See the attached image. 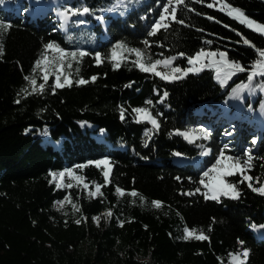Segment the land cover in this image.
Returning a JSON list of instances; mask_svg holds the SVG:
<instances>
[{
    "label": "trees",
    "instance_id": "trees-1",
    "mask_svg": "<svg viewBox=\"0 0 264 264\" xmlns=\"http://www.w3.org/2000/svg\"><path fill=\"white\" fill-rule=\"evenodd\" d=\"M211 2L185 0L177 10L185 23L172 22L149 36L166 0H0V21L11 25L0 30V264H232V255L245 249V264H264V237L251 231L252 225H264V195L252 191L248 181L239 183L241 176L226 177L238 184L239 199H205L200 184L224 148L223 128L209 126L208 114L195 110L225 104L230 86L248 81L249 72L237 73L224 86L212 67L169 81L142 71L131 51L139 50L145 63L176 57L173 64L181 69L201 49L222 51L250 69L258 54L243 38L264 49V35L219 11V5L208 8ZM225 2L264 24V0ZM85 7L88 13L73 14ZM57 11L70 14L63 27ZM100 15L104 28L96 21ZM52 42L66 53H87L65 58L61 79L67 75L72 84L54 91L55 63L47 82L43 66L36 67L44 55L49 61L59 56L45 53ZM119 43L125 47L117 49L120 66L115 68L112 51ZM26 76L35 78V92ZM81 78L89 82L78 84ZM263 79L257 76L250 87ZM261 100L260 95L252 99ZM140 108L158 128L136 119L134 109ZM202 124L208 139L190 143L177 133ZM199 144L207 154L193 163ZM177 153L185 160H176ZM251 156L245 174L260 187L264 130ZM102 159L111 169L107 183L105 166L95 164ZM68 169L88 190L80 183L55 186L51 174ZM98 184L102 194L90 196ZM132 191L138 195L131 196ZM66 197L71 203L55 205ZM153 201L162 206L154 207ZM108 211L111 217L103 215ZM98 216L99 224L93 219ZM186 228L203 230L209 239L186 240Z\"/></svg>",
    "mask_w": 264,
    "mask_h": 264
},
{
    "label": "snow or ice",
    "instance_id": "snow-or-ice-1",
    "mask_svg": "<svg viewBox=\"0 0 264 264\" xmlns=\"http://www.w3.org/2000/svg\"><path fill=\"white\" fill-rule=\"evenodd\" d=\"M196 2L201 3L203 0H196ZM185 4V0H166V3L163 4L162 12L159 14V18L153 23L150 32L148 33L149 36L156 35L157 32H159L161 29H168L171 26L172 22L184 24L185 22L183 20H178L177 18V10L178 7ZM219 5V11L225 12L228 16L232 17L233 19L239 21V23L246 25L248 28L252 29L253 31H256L260 33L261 35H264V24L258 23L257 21L249 18L243 10L240 8L234 7L229 3H226L225 0H212L211 3L207 4L208 8H213ZM191 10V9H189ZM89 9L87 7L83 8L81 10H76L73 12V14H84L88 13ZM61 18L65 21V23L68 20V16L65 13L61 14ZM208 19H213V17H208ZM11 25L7 24L5 22L0 21V30L6 31ZM64 25L62 24L61 27ZM227 27V25H225ZM145 44H148V41L146 40L144 42ZM208 43H211V41H208ZM243 43L245 45H249L250 47L255 48L256 53L258 54V59L255 60V62L251 65L250 69L245 68L243 65H241L239 62L230 60L228 58L227 52L222 51H205L204 49H201L200 51L196 52L195 55L188 57V64L191 65V67L187 69H181L180 67H172L173 61L176 59V57H171L167 59H157L154 62L151 63H145L142 59V53L139 50L133 49L131 51H134L137 56L136 64L137 66L144 72H152L155 75L159 76L161 79L164 80H177L181 79L184 76H186L190 72H199L202 71L204 68L212 67L215 69L216 72V79L220 82L221 86H224L228 80H230L234 75L241 72H249L247 76L248 83L247 84H239L236 86V88L233 89V96L239 97L240 92L244 88H249L252 81L257 77H264V49L257 48L254 44L251 43L246 38H243ZM45 53H47L49 50H52L54 52L59 53L58 57H54L53 61H49L47 55H44L42 59L38 60L36 62V67L41 68L43 71V80L47 82L49 78V68L52 66L53 63H55V67L52 68V71L55 73V84L53 87V91L56 88H63L66 85L70 86L72 84L71 79L67 75L63 76V80L61 79V76L63 74V69L65 67L64 60L66 57H71L72 59H75L78 55L80 57L86 55L87 53L84 52H69L66 53L63 48H61L58 44L52 42L48 43L45 46ZM125 45L123 43H119L116 45V47L112 51V59L114 61H117L114 64L115 68H118L120 66L119 64V58L117 49H123ZM3 54L2 46H0V55ZM180 56H184V53H179ZM97 63H101V57L99 54L96 56ZM163 65L165 68H170L169 72H161L158 71V66ZM72 65L69 63L67 67H71ZM26 80L29 81V83L32 85V90L35 92L37 90V82L35 78L33 77H25ZM93 81L96 79L95 76L91 78ZM78 84H86L89 81L84 79H79L76 81ZM39 89L42 91L44 88V84H40ZM25 92L27 90H24ZM165 96H167V93H164ZM19 103V100L16 101ZM148 103H151L149 101ZM135 112L138 113L140 119L149 120L153 126V128H158L159 125L154 119L151 114L148 112L147 109L140 108V109H134ZM121 118L123 119V111L121 112ZM185 137V139H189L191 141L192 134L190 133H180ZM210 136V133L205 131L204 129L199 130V137H203L204 139H208ZM198 137V138H199ZM255 143V140L253 141ZM228 148V145H225L223 149L219 152V155L215 161V163L212 165V167L205 171L202 178L200 180V184L203 185L205 189H207L206 192L203 193L205 199H211L219 201L221 196L228 197L231 199H239L240 198V191L238 189L237 183L228 182L226 180V177L233 176V175H240L242 179L239 181V183H243L245 181H248V187L252 189V191L259 193L260 195H264V184H261L260 187H254L251 181L254 179L253 177L246 175L245 173L251 169V160L253 159L251 156L250 151L246 153L247 159L243 162L239 158L231 157L226 155V150ZM207 154V152H205ZM179 155V153H177ZM97 167H100L101 165L105 166V169L103 171V175L105 177V182L107 183L109 181V174H110V167H109V161L107 159L96 161L95 162ZM77 167H83V165H78ZM53 180L55 181L57 178L61 181L60 183H57V188H60L63 185V179L65 175H68L75 179L78 183L82 182V178L79 176H75L73 171L71 169H68L64 172H60L58 174L52 173ZM259 183V181H257ZM67 187H72L71 184L66 185ZM87 187V185H85ZM101 185L95 186V191L90 192V196H96L98 194H102L101 191ZM120 195H123V190L117 189ZM197 192L200 191L199 188L196 189ZM131 196L135 197L138 195L137 192L132 191L130 193ZM68 202L71 203L70 198L66 197L65 201L58 202L60 207H63L64 203ZM153 206L156 208H160L161 202L160 201H153ZM73 208L76 211H79V208L73 204ZM106 217H111L112 213L111 211H108L103 214ZM94 221L99 224V221L101 217H94ZM80 220H77L76 223H80ZM122 226V222H121ZM253 228H255V225H252ZM260 227L264 228V225H261ZM184 239H196V240H208L209 237L205 235L203 230H197V229H185V235ZM240 244H243V241H240ZM241 255L244 259H241ZM249 255V251L245 249L240 254L232 255L231 259L235 262V264H245V260Z\"/></svg>",
    "mask_w": 264,
    "mask_h": 264
},
{
    "label": "rangeland",
    "instance_id": "rangeland-1",
    "mask_svg": "<svg viewBox=\"0 0 264 264\" xmlns=\"http://www.w3.org/2000/svg\"><path fill=\"white\" fill-rule=\"evenodd\" d=\"M1 5L5 6V2L2 3ZM62 13H65L68 16V19H69L70 14L64 11H57L56 13V16L58 17L59 22L65 25L66 24L65 21L61 18ZM101 21H104L103 18L99 21L100 25H101ZM101 38H103V35H101ZM167 58H171V57L159 58V59L163 60ZM172 67H176V66L172 64ZM189 67H191V65L188 64V68ZM158 71L169 72L170 68H165L163 65H160L158 66ZM149 73H152V72H149ZM213 75L216 79V72H214ZM216 81L218 80L216 79ZM242 83L247 84L248 81H237L233 83V85L230 86V89L225 96V102H226L225 104L223 103L217 104L216 102H212L211 104H203L201 107H199L195 111L203 112V113L206 112L208 114V117L211 119L210 120L211 122L207 123L209 124V126L214 124V125H217L223 128L222 135L221 137H219L220 143L223 146L228 145L227 149L233 152V154L229 156L239 158L243 162L244 160L247 159L246 153H248L249 151L251 153L256 148L259 137H260V131L264 130V79L261 80V83L259 85L242 89L239 97H234L233 89L236 88L237 85L242 84ZM246 94H248L249 97L247 98L246 103H243L242 98ZM257 95H260L262 97V100L260 102L253 103L252 99L253 97ZM252 109H254V111H252L251 113ZM242 110H244L243 114L240 113ZM135 115H136L137 120H141L145 122L149 121V120L140 119L137 112H135ZM149 124L152 126L150 121H149ZM206 128L207 127L204 124H202L200 127L196 129L192 128V129L182 131V133L187 132V133L192 134L191 141L189 139H185L183 135L182 136L184 137L186 141L190 143H194L196 140L204 139L203 137H199V130L204 129L206 131L207 130ZM238 133H240V135H238ZM246 136H248L249 138L247 142H244L243 139ZM254 140H255V143H253ZM198 148L200 150V153L197 157L192 159L193 163L197 162L203 155H205V152H207V149L203 144H199ZM211 167L212 166L207 168L206 171H208ZM59 173L60 172L56 173L57 177ZM233 176L240 177V175H233ZM202 178H204L203 175H202ZM204 179H207V178H204ZM51 180L54 182L55 186L57 185V183L61 182L59 178H57L54 181L52 175H51ZM72 183H78V182L72 177L65 175L63 179V185L66 186ZM80 184L83 188H85V190H88V187H85L86 185L85 182L82 181ZM94 190L95 189L93 188V192ZM206 191L207 189L203 187V192H206ZM55 205L59 206L58 202H55ZM251 231L259 236L261 233H264V228L257 226L255 228H251ZM241 259H243L242 255H241ZM232 264H235V262L232 261Z\"/></svg>",
    "mask_w": 264,
    "mask_h": 264
},
{
    "label": "water",
    "instance_id": "water-1",
    "mask_svg": "<svg viewBox=\"0 0 264 264\" xmlns=\"http://www.w3.org/2000/svg\"><path fill=\"white\" fill-rule=\"evenodd\" d=\"M177 133H182L181 131H178ZM175 159L176 160H185V158H183L181 155H177V154H175Z\"/></svg>",
    "mask_w": 264,
    "mask_h": 264
},
{
    "label": "bare ground",
    "instance_id": "bare-ground-1",
    "mask_svg": "<svg viewBox=\"0 0 264 264\" xmlns=\"http://www.w3.org/2000/svg\"><path fill=\"white\" fill-rule=\"evenodd\" d=\"M148 123H149V121H148ZM261 236L264 237V233H261Z\"/></svg>",
    "mask_w": 264,
    "mask_h": 264
}]
</instances>
